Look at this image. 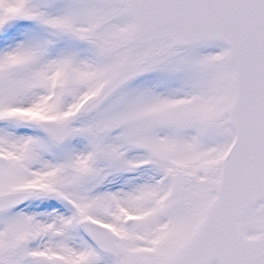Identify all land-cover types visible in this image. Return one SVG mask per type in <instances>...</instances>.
Masks as SVG:
<instances>
[{"label":"snow or ice","instance_id":"snow-or-ice-1","mask_svg":"<svg viewBox=\"0 0 264 264\" xmlns=\"http://www.w3.org/2000/svg\"><path fill=\"white\" fill-rule=\"evenodd\" d=\"M0 264H264V0H0Z\"/></svg>","mask_w":264,"mask_h":264}]
</instances>
